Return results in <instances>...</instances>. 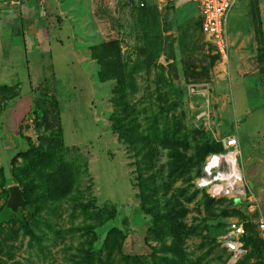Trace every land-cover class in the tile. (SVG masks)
<instances>
[{"label": "rangeland", "instance_id": "374dc122", "mask_svg": "<svg viewBox=\"0 0 264 264\" xmlns=\"http://www.w3.org/2000/svg\"><path fill=\"white\" fill-rule=\"evenodd\" d=\"M200 24L181 0H0V264H264V0L235 1L224 63ZM229 137L241 196L199 186Z\"/></svg>", "mask_w": 264, "mask_h": 264}, {"label": "built area", "instance_id": "2783aa9c", "mask_svg": "<svg viewBox=\"0 0 264 264\" xmlns=\"http://www.w3.org/2000/svg\"><path fill=\"white\" fill-rule=\"evenodd\" d=\"M183 2H192L196 5L200 18L201 25L200 30L203 35L208 37L212 46L215 48V53L220 61L228 60L229 58V47L226 36L225 24L227 17L235 3L236 0H181ZM195 88H191L194 91ZM237 151V139L234 137H229L223 140V150L217 155H212L207 164H209L212 159H216L215 166L217 174L210 175L212 167L210 170L206 171L205 177H202L199 181V186H205L213 191L217 189H223L224 192L229 194L243 195L242 192L236 187L235 183H229L227 179L236 178L239 176L238 171L233 168L234 159H236ZM226 157H224V156ZM233 159V160H232ZM235 166H236V160ZM225 168V171L222 170ZM225 172V173H224ZM233 172V177L230 173ZM227 174V175H226ZM229 175V176H228ZM227 182V183H226ZM238 186V185H237ZM214 191V192H215ZM217 195V193L215 192ZM252 208V206L250 207ZM230 230L220 236V242L224 250L231 257L230 260L234 261L241 258L246 253V242L244 240L245 230L242 223H232L230 225ZM257 229L260 233L262 240L264 241V221L259 220L257 223Z\"/></svg>", "mask_w": 264, "mask_h": 264}, {"label": "water", "instance_id": "95a60500", "mask_svg": "<svg viewBox=\"0 0 264 264\" xmlns=\"http://www.w3.org/2000/svg\"><path fill=\"white\" fill-rule=\"evenodd\" d=\"M9 202L16 205L21 202V191L17 187H11L9 189Z\"/></svg>", "mask_w": 264, "mask_h": 264}, {"label": "crops", "instance_id": "0c3cea01", "mask_svg": "<svg viewBox=\"0 0 264 264\" xmlns=\"http://www.w3.org/2000/svg\"><path fill=\"white\" fill-rule=\"evenodd\" d=\"M258 3L260 4V0H258ZM261 38V43L263 44L264 47V34L259 36ZM20 46V45H17Z\"/></svg>", "mask_w": 264, "mask_h": 264}, {"label": "trees", "instance_id": "16d2710c", "mask_svg": "<svg viewBox=\"0 0 264 264\" xmlns=\"http://www.w3.org/2000/svg\"><path fill=\"white\" fill-rule=\"evenodd\" d=\"M201 25V24H200ZM263 89H264V87H263ZM25 230H27V229H25ZM28 232V231H27ZM244 240H245V242H246V234H245V236H244ZM246 244H247V242H246ZM247 247V246H246Z\"/></svg>", "mask_w": 264, "mask_h": 264}]
</instances>
